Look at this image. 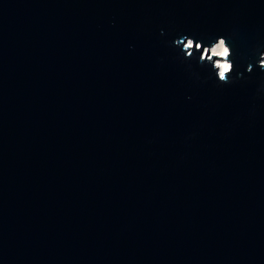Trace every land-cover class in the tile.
<instances>
[{"label": "water", "instance_id": "95a60500", "mask_svg": "<svg viewBox=\"0 0 264 264\" xmlns=\"http://www.w3.org/2000/svg\"><path fill=\"white\" fill-rule=\"evenodd\" d=\"M261 52L264 0H0V264H264Z\"/></svg>", "mask_w": 264, "mask_h": 264}, {"label": "clouds", "instance_id": "9594fccd", "mask_svg": "<svg viewBox=\"0 0 264 264\" xmlns=\"http://www.w3.org/2000/svg\"><path fill=\"white\" fill-rule=\"evenodd\" d=\"M163 35V31H161ZM172 46L179 48L182 56L181 61H189L195 58L194 53L199 52L198 65L215 74V82L218 85H229L243 78V73L236 70L233 63V52L229 44L228 38L225 36H217L214 41L210 40L208 44L203 41L195 40L190 36L184 35L172 41ZM191 65H189V68ZM255 67L264 71V52L259 53V58L255 62ZM246 72L253 71V65H247ZM235 72V77L233 73ZM196 78L199 79L198 74ZM264 90V81L261 83V89Z\"/></svg>", "mask_w": 264, "mask_h": 264}]
</instances>
